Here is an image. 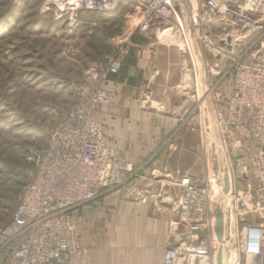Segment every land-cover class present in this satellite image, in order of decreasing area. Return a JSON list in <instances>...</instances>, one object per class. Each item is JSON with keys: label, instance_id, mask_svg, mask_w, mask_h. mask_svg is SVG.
<instances>
[{"label": "built area", "instance_id": "1", "mask_svg": "<svg viewBox=\"0 0 264 264\" xmlns=\"http://www.w3.org/2000/svg\"><path fill=\"white\" fill-rule=\"evenodd\" d=\"M123 3L138 15L133 36L152 39L155 31L171 29L170 34L184 43L190 36L198 42L196 57L204 59L209 74L220 78L204 87L203 96L196 90L191 99L198 107L209 100L216 136L240 145L221 153L224 171L214 168V173L208 171L200 178L185 175L176 184L174 210L179 217L175 224L186 228L183 233L202 229L205 236H191L188 242L174 245L173 235L182 234L174 233L162 264H216V243L220 244L215 234L217 211L212 212L211 205L216 192L224 190L226 172L232 186L228 195L240 189L247 200L235 195L236 205L225 224L228 239L234 241L228 262L264 264V0H57L52 6L58 18L73 20L82 11L113 13ZM182 19H189L192 31L181 27ZM229 37L230 51L220 44ZM134 47L129 37L119 45L116 58L94 65L73 86L72 107L59 117L45 148L32 157L31 179L8 224L0 229L6 264H91V251L81 244L71 213L125 187L136 176L114 153L104 126L95 120V114L112 103L104 85L120 72L124 56ZM222 58L230 62L228 69L219 71L217 63L210 64ZM221 78H231V93L223 99L216 94L212 101ZM247 144L257 147L251 152L243 148ZM250 214L259 219L249 222ZM223 260L227 262L224 251Z\"/></svg>", "mask_w": 264, "mask_h": 264}, {"label": "crops", "instance_id": "2", "mask_svg": "<svg viewBox=\"0 0 264 264\" xmlns=\"http://www.w3.org/2000/svg\"><path fill=\"white\" fill-rule=\"evenodd\" d=\"M12 15L5 29L15 25ZM191 26L189 19L181 20L185 31ZM158 32L155 41L138 42L124 56L120 72L104 85L112 103L95 114L110 147L136 176L71 213L81 244L91 251V264H162L172 235L185 231L173 227L179 217L170 203L179 193L176 184L182 175L200 178L209 170L208 133L217 132L210 103L198 107L185 91L192 95L200 85L206 87L207 78L209 85L217 78L198 63L201 59L191 66L188 51L161 42ZM194 49L197 53V44ZM227 61H215L219 71ZM231 90V78L225 79L213 98H226Z\"/></svg>", "mask_w": 264, "mask_h": 264}, {"label": "rangeland", "instance_id": "3", "mask_svg": "<svg viewBox=\"0 0 264 264\" xmlns=\"http://www.w3.org/2000/svg\"><path fill=\"white\" fill-rule=\"evenodd\" d=\"M56 1L0 0V229L8 224L31 179L32 157L45 148L59 117L72 107L73 86L94 65H105L116 58L119 45L135 37L138 15L128 3L121 4L111 13L113 16L82 11L70 20L55 14L52 3ZM9 15L16 19L15 25L5 29L4 21ZM190 28L193 30V26ZM191 39L190 36V42L184 43L168 38L189 50L190 64L197 66L193 49L198 42ZM159 40L163 42L160 35ZM229 63L225 62L227 69ZM185 95L191 97L187 90ZM207 141L206 149L215 152V162L209 164L210 173L218 167V159L216 143L212 144L209 133ZM254 150L255 145L250 148L251 152ZM219 158L220 162L224 160L221 154ZM233 201L231 198L229 203ZM249 218V222L259 219L251 214ZM230 219L227 217L228 224ZM2 245L0 238V264H6L2 260Z\"/></svg>", "mask_w": 264, "mask_h": 264}, {"label": "bare ground", "instance_id": "4", "mask_svg": "<svg viewBox=\"0 0 264 264\" xmlns=\"http://www.w3.org/2000/svg\"><path fill=\"white\" fill-rule=\"evenodd\" d=\"M182 12V11H181ZM179 13V15H180V12H178ZM111 14V13H110ZM171 29H167L166 31H164V33H160L159 35H160V38H162L163 40V42H170V43H172V42H174V41H169L168 40V38L170 39L171 38V40H176L177 42L179 41L177 38H176V36L174 35V36H172L171 34ZM176 34V33H175ZM188 39V41L190 42V37H188L187 38ZM179 44V43H178ZM189 45V44H188ZM190 48V47H189ZM199 59H201V58H199ZM198 63L200 64V65H203L205 62H204V59H201L200 60V62L198 61ZM202 67V66H201ZM210 83H209V80H208V78H207V82H206V87L208 88L210 85H209ZM205 86V85H204ZM201 85H200V88H199V90H198V92L199 93H201V92H204V88L202 89V91H201ZM211 100L213 101V97H211ZM206 102H207V100H206ZM206 105V104H205ZM212 107V106H211ZM217 130V129H216ZM209 135H210V133H209ZM211 136V135H210ZM212 138H213V143L212 144H214V142L216 143V157H217V159H218V164H217V171H219V170H223V168H222V165H221V162L219 161V157H220V154L221 153H225L226 151H228V150H230V147H233L234 149H237L240 145H239V143L237 142V141H235V142H233V141H225V140H223L221 137H217V136H211ZM210 139V138H209ZM216 140H218L217 142H216ZM218 144H219V146H218ZM250 146H253V148H254V144L253 145H245L243 148L244 149H246V150H249L250 151ZM256 147H257V145H255V149H256ZM213 149H210L209 150V159H210V164H214V162H215V158H214V155H215V152H214V150L212 151ZM220 150V151H219ZM211 156H212V158H211ZM213 159V160H212ZM212 170V169H211ZM224 171V170H223ZM213 172V171H212ZM211 172V173H212ZM226 173H228V174H230L229 172H226ZM232 190V189H231ZM224 191V190H223ZM129 193V192H128ZM127 193V194H128ZM239 194V196H242V193H243V191H241L240 189H237L236 190V192H235V189H234V192L232 191V194L231 195H225V193L224 192H221V190L220 191H218V192H216V194H215V196H214V199L212 200V204H213V206H212V212H215V211H218V209L220 208V207H223V212H224V215H225V224L226 225H228V220H227V217H229V216H231V213H232V211H233V208L235 207V205H236V201H237V199H236V197H235V195L236 194ZM223 194H224V197H223ZM125 197H126V195H125ZM219 197H223L222 198V203H220L219 202ZM231 197L232 198H234V201H233V203H229V200L231 199ZM243 198V200L244 201H246L247 202V200H246V198H245V196L244 197H242ZM233 221V219L231 220V222ZM174 229L175 230H178L179 229V227H180V225H178V224H174ZM182 227H184V226H182ZM183 230H186V228H184ZM231 231H232V228H231ZM230 238V237H229ZM216 245H217V243H216ZM233 245H234V241H233V239L231 238L230 240L228 239V236L226 235V233H225V237H224V242H223V245H222V247H223V251H224V256H226V260H227V262H228V258H229V255H231L232 256V252H233ZM218 247H217V251H219V249H220V246L219 245H217ZM230 259H231V257H230ZM230 261V260H229ZM225 260H223V264H229V262L227 263Z\"/></svg>", "mask_w": 264, "mask_h": 264}, {"label": "water", "instance_id": "5", "mask_svg": "<svg viewBox=\"0 0 264 264\" xmlns=\"http://www.w3.org/2000/svg\"><path fill=\"white\" fill-rule=\"evenodd\" d=\"M231 42L232 38L229 37L227 38L226 41H221L220 44L222 46H226L227 50H231ZM187 80H189V74H187ZM237 159H240L242 157V153L238 152L236 154ZM246 177V175H244ZM232 186H231V178L228 173L225 175V180H224V193L229 194L231 192ZM166 200L169 199V195L166 194L164 196ZM171 205H175L174 201H170ZM215 234L217 237V241L220 244V249L216 255V264H223V242H224V236H225V215L223 212V207H220L218 211L215 214ZM191 236H197L198 238L202 239L205 236V233L202 229H192L188 233H182V234H174V245H178L179 243L183 241H189Z\"/></svg>", "mask_w": 264, "mask_h": 264}, {"label": "trees", "instance_id": "6", "mask_svg": "<svg viewBox=\"0 0 264 264\" xmlns=\"http://www.w3.org/2000/svg\"><path fill=\"white\" fill-rule=\"evenodd\" d=\"M146 41H148L146 38L141 37L139 35L138 36L136 35L135 37H133L134 44H138V42H146Z\"/></svg>", "mask_w": 264, "mask_h": 264}]
</instances>
